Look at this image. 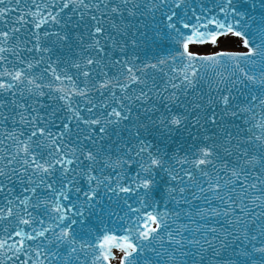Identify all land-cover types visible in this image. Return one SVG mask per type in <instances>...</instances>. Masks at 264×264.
I'll list each match as a JSON object with an SVG mask.
<instances>
[{
  "label": "snow or ice",
  "instance_id": "1",
  "mask_svg": "<svg viewBox=\"0 0 264 264\" xmlns=\"http://www.w3.org/2000/svg\"><path fill=\"white\" fill-rule=\"evenodd\" d=\"M0 264H264V0H0Z\"/></svg>",
  "mask_w": 264,
  "mask_h": 264
},
{
  "label": "bare ground",
  "instance_id": "2",
  "mask_svg": "<svg viewBox=\"0 0 264 264\" xmlns=\"http://www.w3.org/2000/svg\"><path fill=\"white\" fill-rule=\"evenodd\" d=\"M231 46V45H230ZM233 47H235L236 45H232Z\"/></svg>",
  "mask_w": 264,
  "mask_h": 264
},
{
  "label": "rangeland",
  "instance_id": "3",
  "mask_svg": "<svg viewBox=\"0 0 264 264\" xmlns=\"http://www.w3.org/2000/svg\"><path fill=\"white\" fill-rule=\"evenodd\" d=\"M232 46V45H231Z\"/></svg>",
  "mask_w": 264,
  "mask_h": 264
}]
</instances>
